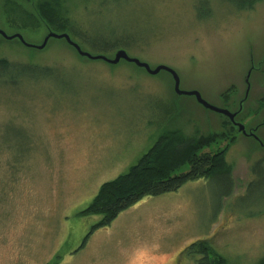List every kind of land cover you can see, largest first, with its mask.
<instances>
[{"label":"rangeland","instance_id":"1","mask_svg":"<svg viewBox=\"0 0 264 264\" xmlns=\"http://www.w3.org/2000/svg\"><path fill=\"white\" fill-rule=\"evenodd\" d=\"M43 1L0 0V29L33 45L0 36V58L58 68L0 88V264H196L183 254L203 239L231 264H257L264 257V0L242 11L227 0H49L92 33L120 32L130 56L171 67L182 90L231 112L241 101L236 120L260 140L236 132L229 195L224 179L191 181L93 233L102 216L81 212L162 132H222L229 118L178 95L169 73L84 59L62 39L37 48L57 32L37 13Z\"/></svg>","mask_w":264,"mask_h":264},{"label":"trees","instance_id":"2","mask_svg":"<svg viewBox=\"0 0 264 264\" xmlns=\"http://www.w3.org/2000/svg\"><path fill=\"white\" fill-rule=\"evenodd\" d=\"M23 1L30 4L34 2V0ZM102 1L110 2V0ZM227 1L231 3L232 7L242 11L254 8L261 0ZM37 13L50 30L51 28L57 30L55 33L58 34L68 33L72 40L76 37V40L79 39L84 45L97 52H90L93 55H107L109 52L125 49L122 42L124 39L118 34L120 32L115 30L108 32L109 29L92 33L81 23L68 17L58 5L49 0L38 4ZM135 45L129 43L128 47L132 48ZM57 69L29 63H16L6 58H0V88L11 89L24 81L52 77ZM233 92H235L234 87L224 92L223 100L228 101ZM243 101L245 102L246 99L244 98ZM260 109H264V98L258 110ZM225 123L229 126L227 130L192 137L178 129L162 132L154 145L135 165L129 168L128 172L103 183L91 203L81 212V215L84 216H102L101 220L93 226L91 233L96 229L111 225L123 211L145 198L176 192L191 181L224 179L228 183V189L223 196L229 195L232 188V169L227 161V154L238 139L236 133L238 128L229 119ZM246 130V135H252L260 142L254 128H246ZM220 141L221 143L225 142V145L216 151L207 150ZM260 144L264 146L263 142ZM88 238L89 236L85 239V244ZM183 255L195 261L196 264H231L228 258L218 252L206 239L190 244ZM257 264H264V257Z\"/></svg>","mask_w":264,"mask_h":264},{"label":"water","instance_id":"3","mask_svg":"<svg viewBox=\"0 0 264 264\" xmlns=\"http://www.w3.org/2000/svg\"><path fill=\"white\" fill-rule=\"evenodd\" d=\"M0 36H3L4 38H6L8 40L18 38L25 45H27L29 47L33 46L32 44L27 43L21 34L8 35L4 30L0 29ZM51 38L65 39L72 47H74L77 50V52L79 53L80 56L88 58L90 60H101V61H105L109 64H112V65H117L121 61H125V62L136 65L138 68L144 69L146 72H148L151 75H158L161 72L169 73L174 80L175 92L178 95L194 96L197 99L198 103L201 104L204 108H206L210 111L216 112L218 114H221L223 116H226L227 118H229V120H231L233 122L234 125H236L238 127V130L241 133H243L244 135L247 134L246 126L243 123L237 122L235 120V118L237 116V112H231L227 108H221V107H217V106L210 104L208 101H206L203 98L202 94L197 90H192V91L182 90L180 87L181 81H180L179 75L177 74V72L174 69H172L169 66L160 65V66L153 68L149 63L142 61L137 57L130 56L129 53L125 49L118 50L113 57H108L107 55H102V54L93 55L90 52L83 50L82 47L78 43H76L75 41H73L71 39V37L68 33L58 34L55 32H50L46 36L44 42L41 45L37 46V48H39V49L45 48V46L47 45L48 41ZM46 264H50V263H46Z\"/></svg>","mask_w":264,"mask_h":264},{"label":"flooded vegetation","instance_id":"4","mask_svg":"<svg viewBox=\"0 0 264 264\" xmlns=\"http://www.w3.org/2000/svg\"><path fill=\"white\" fill-rule=\"evenodd\" d=\"M33 47V46H32ZM243 104H242V102L240 101L239 102V111L241 110V106H242ZM239 114H238V111H237V116H238ZM237 116H236V118H237ZM236 118H235V120H236ZM237 121V120H236ZM237 122H239V121H237ZM236 126V125H235ZM237 127V126H236ZM238 128V127H237ZM251 135V134H250ZM252 136V135H251ZM252 137H254V136H252Z\"/></svg>","mask_w":264,"mask_h":264}]
</instances>
